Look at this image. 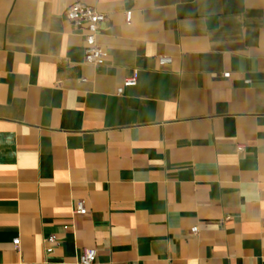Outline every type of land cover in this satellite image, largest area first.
<instances>
[{
	"label": "crops",
	"instance_id": "crops-1",
	"mask_svg": "<svg viewBox=\"0 0 264 264\" xmlns=\"http://www.w3.org/2000/svg\"><path fill=\"white\" fill-rule=\"evenodd\" d=\"M73 1L0 0V264H264V0Z\"/></svg>",
	"mask_w": 264,
	"mask_h": 264
},
{
	"label": "built area",
	"instance_id": "built-area-1",
	"mask_svg": "<svg viewBox=\"0 0 264 264\" xmlns=\"http://www.w3.org/2000/svg\"><path fill=\"white\" fill-rule=\"evenodd\" d=\"M65 18L70 24L82 30L84 42V61L88 64L98 65L103 62L105 52L103 48L97 43L96 36L100 25L107 19V15L97 11L94 7L85 4L82 0H74L65 11ZM125 20L129 22L130 12H125ZM157 62L160 66L170 64L171 57L158 56ZM137 81V71L126 77L122 85L116 89L117 94H121L123 87L134 86ZM77 214H84L85 208L83 202H78L75 209ZM193 233L196 232V227L191 228ZM44 252L46 255L53 253L57 247L55 236L50 235L44 239ZM12 244L18 250L19 240L14 238ZM96 257V250L94 248H84L78 257L79 264H92Z\"/></svg>",
	"mask_w": 264,
	"mask_h": 264
}]
</instances>
